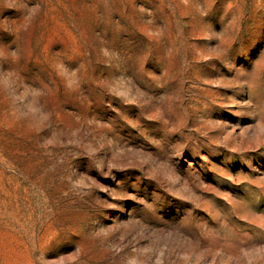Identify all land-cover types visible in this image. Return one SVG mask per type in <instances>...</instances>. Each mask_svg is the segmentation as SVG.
I'll list each match as a JSON object with an SVG mask.
<instances>
[{
  "label": "rangeland",
  "instance_id": "rangeland-1",
  "mask_svg": "<svg viewBox=\"0 0 264 264\" xmlns=\"http://www.w3.org/2000/svg\"><path fill=\"white\" fill-rule=\"evenodd\" d=\"M0 264H264V0H0Z\"/></svg>",
  "mask_w": 264,
  "mask_h": 264
}]
</instances>
